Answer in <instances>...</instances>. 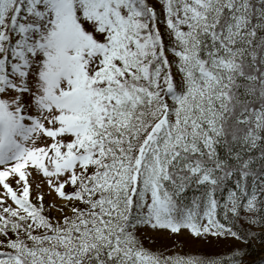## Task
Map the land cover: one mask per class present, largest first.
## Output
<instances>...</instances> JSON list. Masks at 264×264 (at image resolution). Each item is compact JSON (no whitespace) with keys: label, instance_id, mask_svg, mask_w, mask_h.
<instances>
[{"label":"snow or ice","instance_id":"1","mask_svg":"<svg viewBox=\"0 0 264 264\" xmlns=\"http://www.w3.org/2000/svg\"><path fill=\"white\" fill-rule=\"evenodd\" d=\"M257 226L264 0H0V264H234L146 233Z\"/></svg>","mask_w":264,"mask_h":264},{"label":"rangeland","instance_id":"2","mask_svg":"<svg viewBox=\"0 0 264 264\" xmlns=\"http://www.w3.org/2000/svg\"><path fill=\"white\" fill-rule=\"evenodd\" d=\"M36 179L39 180V177ZM146 236L145 244L150 248L166 251L184 249V251L196 252L202 255L223 252L238 244L236 240H221L219 242L215 240L209 241L207 239L185 240L184 237L169 236L167 233L159 234L150 231L146 233ZM153 239L155 242H153Z\"/></svg>","mask_w":264,"mask_h":264},{"label":"trees","instance_id":"3","mask_svg":"<svg viewBox=\"0 0 264 264\" xmlns=\"http://www.w3.org/2000/svg\"><path fill=\"white\" fill-rule=\"evenodd\" d=\"M194 193L189 191L186 194V199L191 200ZM256 234L251 237L248 243L238 241V244L218 253H208L205 255L196 252H187L184 249L169 250L172 252H181L183 255H194L201 258H220L227 259L228 257L234 258V264H264V229L258 226L255 229Z\"/></svg>","mask_w":264,"mask_h":264}]
</instances>
